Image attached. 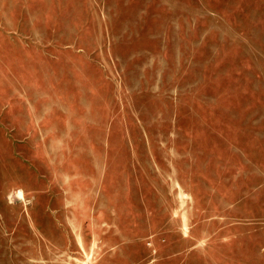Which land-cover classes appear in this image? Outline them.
I'll use <instances>...</instances> for the list:
<instances>
[{
	"label": "rangeland",
	"instance_id": "obj_1",
	"mask_svg": "<svg viewBox=\"0 0 264 264\" xmlns=\"http://www.w3.org/2000/svg\"><path fill=\"white\" fill-rule=\"evenodd\" d=\"M0 264H264V0H0Z\"/></svg>",
	"mask_w": 264,
	"mask_h": 264
},
{
	"label": "bare ground",
	"instance_id": "obj_2",
	"mask_svg": "<svg viewBox=\"0 0 264 264\" xmlns=\"http://www.w3.org/2000/svg\"><path fill=\"white\" fill-rule=\"evenodd\" d=\"M17 192H18L19 194H21V193H22V190H21V189H18Z\"/></svg>",
	"mask_w": 264,
	"mask_h": 264
}]
</instances>
